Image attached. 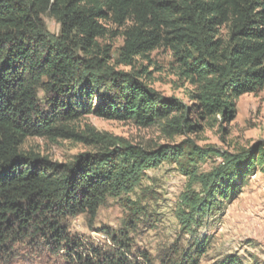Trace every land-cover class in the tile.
Here are the masks:
<instances>
[{
  "label": "trees",
  "instance_id": "1",
  "mask_svg": "<svg viewBox=\"0 0 264 264\" xmlns=\"http://www.w3.org/2000/svg\"><path fill=\"white\" fill-rule=\"evenodd\" d=\"M44 14L59 23L57 38L48 37ZM117 35V63L124 66L158 48L170 51L174 74L191 87L190 104L150 86L144 68H111L106 40ZM263 87L264 0H0V259L22 244L67 264H198L209 243L204 236L152 254L134 247L130 233L159 221L149 215L156 199L142 184L145 172L166 160L189 176L210 152L190 141L143 148L77 123L91 114L156 126L168 138L213 127L227 134L236 99ZM28 137L94 149L56 163L25 149ZM226 160L201 180L211 202L183 198L191 211L220 210L250 173L264 177L262 142ZM109 200L125 217L122 228L99 229L108 246H87L69 233L71 218L83 214L91 225ZM217 264L242 261L229 254Z\"/></svg>",
  "mask_w": 264,
  "mask_h": 264
},
{
  "label": "rangeland",
  "instance_id": "2",
  "mask_svg": "<svg viewBox=\"0 0 264 264\" xmlns=\"http://www.w3.org/2000/svg\"><path fill=\"white\" fill-rule=\"evenodd\" d=\"M42 19L48 37L57 38L60 33L59 23L48 14H44ZM106 43L112 46V60L109 62L111 68L117 71L144 68L150 73V86L163 95H172L179 101L190 104L191 87L178 80L174 74L170 51L155 49L147 57H137L131 68L117 63V51L123 43L122 37L117 35L112 39L107 38ZM236 111L227 134L213 127L204 128L197 134L168 138L156 126L142 128L129 121L108 120L91 114L77 123L80 129L87 125L114 140L121 139L143 148L190 141L210 152L197 159L193 173L189 176L184 175L179 166L166 160L145 172L142 184L153 189L156 199L148 203L149 215L159 221L152 228L148 224H139L131 230L130 237L134 247L155 254L159 247L174 242L187 245L188 241L198 242L204 236L209 243L198 264H217L229 254L240 257L242 264H264V177L259 171L250 173L236 198L228 203L223 202L220 210L209 211L204 206L201 212H194L183 201L188 195L196 194L205 198L204 203L211 202L208 186L203 187L201 180L237 151L248 149L257 142L264 143V87L256 94L238 97ZM23 147L39 152L56 163L71 161L76 155L94 149L69 139L50 140L44 137H28ZM136 193H139L138 189ZM124 217L125 210L119 202L109 200L106 206L99 209L91 225L83 214L71 218L69 233L87 246L106 247L110 240L99 229L122 228ZM30 250L25 245H16V255L0 259V264H67L46 250Z\"/></svg>",
  "mask_w": 264,
  "mask_h": 264
}]
</instances>
